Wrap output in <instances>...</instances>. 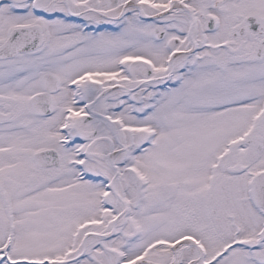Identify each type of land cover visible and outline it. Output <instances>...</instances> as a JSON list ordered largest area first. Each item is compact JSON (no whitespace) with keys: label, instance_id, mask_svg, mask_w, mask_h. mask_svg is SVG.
Listing matches in <instances>:
<instances>
[{"label":"snow or ice","instance_id":"snow-or-ice-1","mask_svg":"<svg viewBox=\"0 0 264 264\" xmlns=\"http://www.w3.org/2000/svg\"><path fill=\"white\" fill-rule=\"evenodd\" d=\"M0 264H264V0H0Z\"/></svg>","mask_w":264,"mask_h":264}]
</instances>
